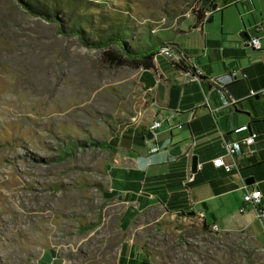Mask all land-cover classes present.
I'll list each match as a JSON object with an SVG mask.
<instances>
[{
    "label": "rangeland",
    "instance_id": "rangeland-1",
    "mask_svg": "<svg viewBox=\"0 0 264 264\" xmlns=\"http://www.w3.org/2000/svg\"><path fill=\"white\" fill-rule=\"evenodd\" d=\"M94 1L95 22L123 19L135 34L150 31L186 46V27L204 6ZM61 27L17 0H0V264H119L128 239L148 254V264H264V246L249 234L202 232L195 217L162 206L136 210L129 230L120 227L111 165L124 147L117 136L149 107L142 70L112 65ZM230 221L240 225L238 210Z\"/></svg>",
    "mask_w": 264,
    "mask_h": 264
},
{
    "label": "crops",
    "instance_id": "crops-1",
    "mask_svg": "<svg viewBox=\"0 0 264 264\" xmlns=\"http://www.w3.org/2000/svg\"><path fill=\"white\" fill-rule=\"evenodd\" d=\"M203 1L216 8L212 5L201 22L194 18L188 24L190 44L165 39L183 52L184 61L156 54L153 68L141 69L139 83L149 107L117 136L124 147L116 149L111 165V198L122 206L117 222L126 231L136 210L162 206L179 216L203 214L220 230L245 232L264 246V218L258 219L250 205L239 211L243 193L251 188L261 191L264 209V94H249L250 89H264V0ZM228 8L233 10L226 12ZM242 31L245 40L238 35ZM253 36L259 37L260 49L248 45ZM197 70L202 72L199 80H188L187 73ZM154 121L162 124L150 131ZM251 132L257 136L247 146L242 141ZM223 139L233 144V156L226 155ZM154 146L158 150L152 151ZM194 156L197 166L192 172ZM217 157L233 164L231 170L214 166ZM235 210L239 226L230 221ZM118 259L119 264L149 261L132 239L123 240Z\"/></svg>",
    "mask_w": 264,
    "mask_h": 264
},
{
    "label": "trees",
    "instance_id": "trees-1",
    "mask_svg": "<svg viewBox=\"0 0 264 264\" xmlns=\"http://www.w3.org/2000/svg\"><path fill=\"white\" fill-rule=\"evenodd\" d=\"M28 14L38 16L47 21L57 22L62 32L76 35L78 40L87 47L98 48L103 57L112 65H128L132 68L150 69L154 66L153 58L165 42L150 31L134 33L133 25L125 20H111L101 16L94 19V11L100 3L94 0H17ZM207 1L202 10L195 13L196 23L204 18L205 11L212 6ZM181 61L180 63H182ZM106 146L104 142H96ZM202 232L216 233L205 219L197 222Z\"/></svg>",
    "mask_w": 264,
    "mask_h": 264
},
{
    "label": "built area",
    "instance_id": "built-area-1",
    "mask_svg": "<svg viewBox=\"0 0 264 264\" xmlns=\"http://www.w3.org/2000/svg\"><path fill=\"white\" fill-rule=\"evenodd\" d=\"M248 45H250L254 49H260L259 37H257V36L250 37L249 40H248ZM158 54L163 55V56H165L168 59L176 60L178 62H180L185 57L183 52H181V51H179L177 49H174V47L171 46V45H163V46H161L159 48ZM187 74H188V77H187L188 80H190V81H193V80L198 81L199 80V76L202 74V72L197 70L196 73H194V74H191L189 72ZM208 80L211 83H213V84L214 83L218 84L216 78H214V77H210ZM249 94L250 95L264 94V89H260V90L250 89L249 90ZM161 124H162L161 121L152 122L150 124V126H149L150 131L156 130L157 128H159L161 126ZM256 136H257L256 133L251 132L248 136H246L243 139L242 143L247 145V146H251L254 143V141L256 139ZM222 144H223V147L225 149L226 155L233 156V154L235 152L233 144L228 142V141H226V140H224V139H223ZM151 150L152 151H156V150H158V147L154 146ZM248 152H251V150H249ZM212 163L216 167L223 166L227 171L231 170V168L233 166V164H225L223 162V160H222V157L214 158L212 160ZM186 178L189 181L192 180L193 174L189 173ZM261 198H262V193H261L260 190L253 189V188L246 189L245 192L242 195L243 205L239 208V211L240 212L245 211L246 206L250 205V206L255 208L256 217L258 219H260V220L263 219L264 218V209L260 206ZM196 219H197V222L203 221V214H199L196 217ZM211 228L214 229V230L218 229V227L215 224H212Z\"/></svg>",
    "mask_w": 264,
    "mask_h": 264
},
{
    "label": "water",
    "instance_id": "water-1",
    "mask_svg": "<svg viewBox=\"0 0 264 264\" xmlns=\"http://www.w3.org/2000/svg\"><path fill=\"white\" fill-rule=\"evenodd\" d=\"M216 8V5L214 4L213 6H212V9H215ZM239 37L240 38H242V39H246L247 38V35L242 31V32H240L239 34ZM232 63H230L229 65H228V67L230 68V67H232ZM256 98H258V95L256 96ZM152 135V133H150L149 134V136H151ZM196 166H197V160H196V157L194 156L193 158H192V163H191V170H192V172H195V170H196ZM247 182H248V180H247ZM191 214H193V212H191ZM51 253H52V256L54 255V252L53 251H51Z\"/></svg>",
    "mask_w": 264,
    "mask_h": 264
}]
</instances>
